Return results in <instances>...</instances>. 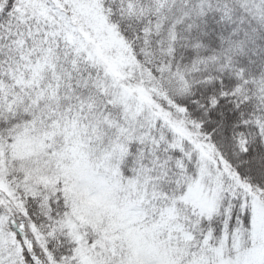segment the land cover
<instances>
[{"label": "snow or ice", "instance_id": "1", "mask_svg": "<svg viewBox=\"0 0 264 264\" xmlns=\"http://www.w3.org/2000/svg\"><path fill=\"white\" fill-rule=\"evenodd\" d=\"M0 264H264V0H0Z\"/></svg>", "mask_w": 264, "mask_h": 264}]
</instances>
